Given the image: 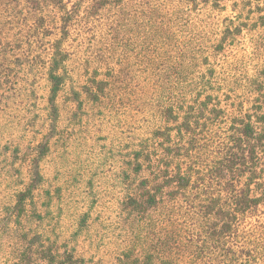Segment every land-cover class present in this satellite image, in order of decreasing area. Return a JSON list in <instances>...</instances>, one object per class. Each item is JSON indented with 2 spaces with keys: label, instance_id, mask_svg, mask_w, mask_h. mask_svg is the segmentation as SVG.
Instances as JSON below:
<instances>
[{
  "label": "trees",
  "instance_id": "obj_1",
  "mask_svg": "<svg viewBox=\"0 0 264 264\" xmlns=\"http://www.w3.org/2000/svg\"><path fill=\"white\" fill-rule=\"evenodd\" d=\"M177 2L183 8L173 17L172 10L162 16L153 9V0H0L1 28L15 29L14 41L4 32L0 42V88L9 82L6 61L40 62L50 84L48 105L58 113L57 97L73 53L69 42L82 35L71 28H131L140 16L142 28H158L165 21L174 27L192 13L218 20L221 30L210 50L186 40L198 39L203 31H188L174 47L162 35L169 47L160 61L166 87L180 88L161 104L173 124L157 130V140L146 138L129 161L137 177L132 183L133 176L126 174L132 185L129 212L149 230L143 245H134L141 249H123L115 262L264 264V59L242 62L233 46L248 36L257 40L251 51L244 50L264 54V0ZM186 78L191 81L184 85ZM4 148L9 150L7 144ZM39 148L30 181L17 196L20 211L43 185L37 157L47 155L48 145ZM89 218L90 211L82 215L79 230L90 227ZM76 241L59 242L37 232L15 264H95L78 252Z\"/></svg>",
  "mask_w": 264,
  "mask_h": 264
},
{
  "label": "rangeland",
  "instance_id": "obj_2",
  "mask_svg": "<svg viewBox=\"0 0 264 264\" xmlns=\"http://www.w3.org/2000/svg\"><path fill=\"white\" fill-rule=\"evenodd\" d=\"M153 1L157 5L152 8L162 16L172 10L174 17L183 8L177 0ZM142 19L133 21L131 28H71L82 35L69 42L73 53L57 97L58 113L48 105L50 84L41 63L20 66L5 60L10 63L5 75L9 82L5 80L0 88V264H15L25 257L22 254L37 232L59 242L77 240L78 252L95 264H116L123 249L139 250L140 245H134L147 240L149 228L129 212L132 185L127 175L133 176L132 183L137 180L128 164L140 144L146 138L157 140L160 136L155 132L173 124L161 104L170 91L180 88L166 87L168 76L160 69V61L169 54V47H164L162 35L169 36L167 42L174 47L188 31H203L198 39L186 40L210 50L221 22L192 13L174 27L165 21L158 28H142ZM0 32V42L4 32L14 41V28L0 25ZM246 38L233 45L234 52L240 50L235 58L242 62L264 59V54L248 53L257 39ZM216 55L212 58L218 60ZM102 81H106L105 89ZM99 87L104 91L99 92ZM191 88L188 85V91ZM45 144L47 155L37 157L42 188L20 211L18 193L30 181L31 162ZM87 211L90 227L82 231L78 225Z\"/></svg>",
  "mask_w": 264,
  "mask_h": 264
}]
</instances>
